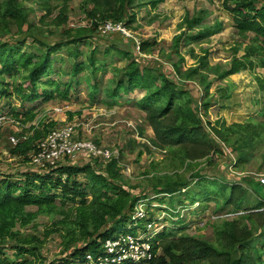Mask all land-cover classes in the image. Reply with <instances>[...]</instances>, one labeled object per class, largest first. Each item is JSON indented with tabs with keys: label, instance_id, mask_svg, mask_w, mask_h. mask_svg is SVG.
Returning <instances> with one entry per match:
<instances>
[{
	"label": "trees",
	"instance_id": "16d2710c",
	"mask_svg": "<svg viewBox=\"0 0 264 264\" xmlns=\"http://www.w3.org/2000/svg\"><path fill=\"white\" fill-rule=\"evenodd\" d=\"M29 1L39 3L44 11L38 22L31 19L36 8ZM163 1L0 0V96L5 97L0 116L10 115L13 122L11 128L0 124V155L7 151L11 158L34 163L42 152L38 141L57 124H43L42 129L31 125L30 129L28 124L38 114L26 109L27 104L41 98L68 100L76 78L86 70L90 72L86 77L95 79L93 98L101 91L105 96L101 102L108 108L125 102L138 106L153 132L145 142L124 135L123 144L118 145L120 158L82 160L66 155L54 163L44 161L0 174V264H76L85 254L101 251L118 225L131 221L138 201L150 194L156 196L153 201H168L165 208L171 215H180L177 206L188 208L196 203L211 213L197 221V225L205 222L194 233L185 224L178 231L182 219L173 218L172 227L166 220L153 240L154 257L146 264H264V211H259L264 207V189L259 190L257 176L264 171V98L261 119L219 122L212 128L204 120L209 108L219 104L211 90L215 81L264 67V0L223 1L239 35L249 41L244 55L238 56L237 48L227 66L213 65L205 55L199 65L190 67L182 48L207 41L221 27L218 20L208 24L209 10L188 16L184 25L189 32L176 36L171 44L155 37L143 38L139 44L117 28L130 30L140 8L148 3L155 9ZM77 10L83 19L74 25L70 18ZM108 25L114 30H107ZM26 45L28 50L23 49ZM61 50H66V57L53 58ZM142 53L159 54L172 69L166 71L163 63L142 59ZM103 70L111 73L108 81L100 74ZM211 75L216 78L212 80ZM257 79L264 90V80ZM219 86L215 88L223 91ZM136 91L143 96L125 99ZM231 96L232 92L221 94L226 100ZM17 102L24 104L22 109L14 106ZM140 129L144 136L146 127ZM154 148L164 153V159L152 161L144 171L152 175V192L147 193L125 178L123 163L137 150L139 162L146 150ZM221 157H231L236 168L249 171H241L238 180L222 178L225 184L220 186L218 177L204 164L214 169ZM256 195L260 199L252 206ZM159 208L161 204L150 206V220ZM40 215L57 221L43 232L21 230L35 224ZM150 220L138 223L143 231L148 230ZM54 237L57 250L50 257L45 249ZM8 250L14 252L12 257Z\"/></svg>",
	"mask_w": 264,
	"mask_h": 264
},
{
	"label": "rangeland",
	"instance_id": "374dc122",
	"mask_svg": "<svg viewBox=\"0 0 264 264\" xmlns=\"http://www.w3.org/2000/svg\"><path fill=\"white\" fill-rule=\"evenodd\" d=\"M223 1L224 0H164L155 9H152L151 6L147 5V3L139 9L137 21H135L130 30H127V33L139 44L143 38L153 37L157 38L158 42L167 41L171 44L176 36L180 35L184 31L189 32L188 28L184 25L188 16H193L195 12L200 9H207L210 11L208 24L212 25L214 21L218 20L221 23V27L220 29H217V31H215V33L212 34L207 41L196 42L189 45V47L184 46L182 48V53L186 58L185 63L188 67L192 65H199V58L207 55L211 64L215 65L217 63H222L224 66H227L231 64L232 58L234 57V51L236 52L237 48H239L237 55H244L245 46L249 41L245 40L244 42L241 35H239L234 19L229 12L225 10ZM28 3L30 4V7L36 8V11L31 13V19L38 22L44 14V11L40 8L39 3L31 1ZM82 19L83 15L80 10L71 14L70 20L74 25L79 24ZM196 31L198 32V30ZM82 48L86 50L88 49L87 46H83ZM23 49L28 50L29 46H23ZM141 56L143 57L142 59L148 60V62L152 64L155 62V65L163 63L166 71L172 69L171 65L159 54L153 55V53H142ZM55 57L65 58L66 50H61L58 53H55L53 58ZM104 72L106 71L103 70L100 74L105 81H108L111 77V73L104 74ZM108 72L110 71L108 70ZM89 73L90 72L86 70L76 78L68 100L57 97L45 101L44 98H41L36 102L27 104L26 109H34L38 114L37 118L28 124V127L31 129L32 126H34L37 129H42L43 124L50 125L51 123H56L57 125L55 127L49 128V134L67 129L68 127H73L77 131V135L75 136L76 140L92 142L101 149L110 150L112 152V156L111 158L106 159L107 161L113 158H120L121 147L118 145L123 144L124 135L129 134L128 137H135L137 140L145 142L149 135H153V132L149 127H147L143 113L138 106H133L132 103L126 104L125 102L123 105H116L114 108H108L101 102L105 98L101 91L96 93L93 98L90 93L93 90L91 85L94 84L95 79H89L86 77ZM54 77L58 76L55 75ZM257 77L264 80V67H256L255 72L251 69L243 70L240 73L232 75L226 80L215 81L211 90L212 95L218 96L219 104L209 108L208 115L204 116L205 122H210L211 128L217 126L219 122L227 124L223 114L228 110H232L230 114L236 115V119L238 121H242V123L251 119H261L263 114V104L260 102V104L257 105L255 102L257 100L263 101L264 90L262 89L260 85L261 83ZM215 78L216 77L214 75H211L212 80ZM64 80H68V76H65ZM216 85H220L219 87L224 90L220 92L221 89H217L218 87L215 88ZM255 90L258 92L257 98L254 94ZM193 91L194 95L199 94L195 88ZM226 92L228 94L229 92H232V96L227 100L221 98V94ZM248 92L252 97L250 100ZM142 96L143 92L136 91L135 93L128 95L127 98L125 97V99L141 98ZM4 98L5 97L0 96V104L3 103ZM23 105L21 102H17L14 106L22 109ZM9 116L10 115H7L8 120H6L7 117L3 120L2 127L11 128L13 126V122L10 120L11 117ZM141 126L146 127V133L144 136H141L142 134L140 133ZM16 127H19L17 129L20 132V123L16 124ZM45 139L38 141V144L45 141ZM94 140H98L99 144H97ZM138 152L139 150H137L136 155L130 154L124 161L123 166L125 167V178L133 181V184L139 185L138 188H140V190H145L147 193H150L153 188L151 178L152 175L146 176L143 173L152 161L161 163L164 159V153L160 149L155 148L151 152L146 150L143 156L140 157L141 159L139 162H137L136 158L138 157ZM75 158L89 160L94 157L78 155L75 156ZM42 159L48 160L49 158L48 156H44ZM231 159V157H221L222 162H219V165L214 169H211L210 166L204 164L215 174L216 177H218L217 179L219 180L220 186L225 184V178L238 180L242 175L241 171H249L236 168L234 164L230 162ZM31 164L35 166L40 163L34 162L29 165L22 162L20 158H11L8 152L4 151L3 154L0 155V174L23 171L31 168ZM255 167L256 164L254 165L253 170ZM249 169H251V167ZM214 174L211 175L214 176ZM261 175H264V171L257 172L258 177ZM209 178L212 179L210 176ZM222 178H224V181ZM259 190L263 191V188L260 186ZM250 193L252 195L254 194L253 191H250ZM163 195H160V197ZM155 197L156 196L153 194H150V196L144 200V203L151 202L155 207L161 204L162 208H159V210L155 213L160 212L161 217L165 216L171 227L173 222H175L173 218L177 221L180 219L184 220L177 224L178 231H180L179 227L185 224L187 226V231L194 233L195 230L199 226H203L205 222L202 221L199 225H197V221L200 220L201 217L206 216L207 213H211V209L208 208L209 211L207 212L206 210L200 209V207L198 208L199 203H196L195 205L188 204V208L177 206V211H179L180 215H171L165 208L168 206V201L162 203L156 202L153 201ZM259 199L260 196L256 195L252 206L257 204ZM143 204L139 209H143ZM147 209L149 210L150 207ZM162 212H165L166 214H161ZM158 217L159 215L156 218ZM55 221L57 220L53 219L51 216L40 215L35 221V224L37 225L36 227L33 223L34 225L31 224L23 227L21 230L28 233L43 232L46 226ZM133 225L134 222L129 221L123 225L120 224V226H116L117 228L115 233L125 231L128 226L133 227ZM141 230L142 229H140L139 232ZM55 238L56 237L49 242L47 248L45 249V254H48L50 257H52L57 250ZM13 253L14 252L12 250L7 251V254L10 257H12Z\"/></svg>",
	"mask_w": 264,
	"mask_h": 264
},
{
	"label": "built area",
	"instance_id": "2783aa9c",
	"mask_svg": "<svg viewBox=\"0 0 264 264\" xmlns=\"http://www.w3.org/2000/svg\"><path fill=\"white\" fill-rule=\"evenodd\" d=\"M113 28L114 27H112V25H108L106 27L107 30H114ZM117 28L127 33V30L121 26H117ZM5 117L6 116H0V124L3 123ZM76 135L77 131L73 127H68L67 129L49 134L45 141L39 144L40 148H42V152L37 158H35V162H39L41 164L44 161H52V163H54L55 160L66 155L72 157L85 155L90 157H104L106 159L111 158L112 152L110 150L101 149L92 142L76 140ZM11 140L14 143L18 142L15 137H12ZM44 156H48L49 159L43 160L42 158ZM259 179L260 184L264 189V175L259 176ZM144 200L145 199L138 201L136 205L135 213L130 221L134 222L133 227L128 226L126 231L112 234L108 239H106L101 251L98 253H87L76 263L146 264L152 260L154 257L153 240L155 239L157 233L165 228L166 223L164 222L166 221V217H161L159 212L156 213L152 220H150L149 210L147 208L155 206L151 202L144 203ZM142 204L143 209H139ZM260 210L264 211V208ZM163 213L165 212H162L161 214ZM158 215L159 217L156 218ZM142 220H150L147 231H143V228L138 225V223ZM133 229H137L135 233L131 232ZM140 229L142 230L139 232Z\"/></svg>",
	"mask_w": 264,
	"mask_h": 264
},
{
	"label": "crops",
	"instance_id": "0c3cea01",
	"mask_svg": "<svg viewBox=\"0 0 264 264\" xmlns=\"http://www.w3.org/2000/svg\"><path fill=\"white\" fill-rule=\"evenodd\" d=\"M262 93V92H261ZM254 94H255V96H256V98H257V94H258V92L255 90L254 91ZM248 95L250 96V98H249V100L252 98L251 97V95H250V93L248 92ZM260 100H257L256 102H255V104H257V105H259L260 104ZM256 105V106H257ZM231 111L232 110H228L226 113H224L223 114V116H224V118L226 119L225 121L227 122V124H233V123H242V121H238L236 118H237V116L236 115H231L230 113H231ZM236 114V113H235Z\"/></svg>",
	"mask_w": 264,
	"mask_h": 264
},
{
	"label": "bare ground",
	"instance_id": "6f19581e",
	"mask_svg": "<svg viewBox=\"0 0 264 264\" xmlns=\"http://www.w3.org/2000/svg\"><path fill=\"white\" fill-rule=\"evenodd\" d=\"M115 26V25H114ZM105 27V26H104Z\"/></svg>",
	"mask_w": 264,
	"mask_h": 264
}]
</instances>
